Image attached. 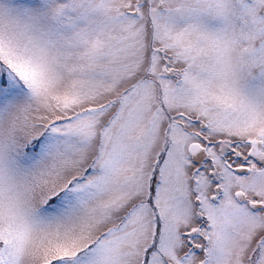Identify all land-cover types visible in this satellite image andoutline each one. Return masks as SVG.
Segmentation results:
<instances>
[{
    "label": "snow or ice",
    "instance_id": "6c2138e0",
    "mask_svg": "<svg viewBox=\"0 0 264 264\" xmlns=\"http://www.w3.org/2000/svg\"><path fill=\"white\" fill-rule=\"evenodd\" d=\"M0 264H264V0H0Z\"/></svg>",
    "mask_w": 264,
    "mask_h": 264
}]
</instances>
